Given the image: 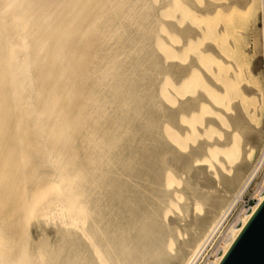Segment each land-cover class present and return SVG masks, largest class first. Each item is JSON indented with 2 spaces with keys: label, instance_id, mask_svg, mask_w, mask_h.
<instances>
[{
  "label": "bare ground",
  "instance_id": "obj_1",
  "mask_svg": "<svg viewBox=\"0 0 264 264\" xmlns=\"http://www.w3.org/2000/svg\"><path fill=\"white\" fill-rule=\"evenodd\" d=\"M154 1L0 0V264H197L252 191L264 0Z\"/></svg>",
  "mask_w": 264,
  "mask_h": 264
},
{
  "label": "rangeland",
  "instance_id": "obj_2",
  "mask_svg": "<svg viewBox=\"0 0 264 264\" xmlns=\"http://www.w3.org/2000/svg\"><path fill=\"white\" fill-rule=\"evenodd\" d=\"M146 2H144V7L142 6L141 7V9H140V13H141V11H142V13L143 12H145L146 11V9H147V5H148V7H151V6H153L154 5V7L155 6H158L160 3H159V1H154V0H145ZM149 1V2H148ZM152 1H153V3H152ZM209 1H212V2H216V0H209ZM151 2V3H150ZM195 2H196V4L197 3H199V4H204V0H195ZM258 2V1H257ZM150 3V4H149ZM153 4V5H152ZM144 9V10H143ZM261 9V10H260ZM261 11H262V8H261V6L259 5V3H257V6H256V13H257V19H258V21H257V25L255 26V24L253 25V24H251L252 26H250V34H249V37H248V41H247V44H246V46H244V50H245V52L248 54V56H250L251 58H254L253 60H257L258 59V61H259V55H260V51H261V47H260V45H259V43H258V45L255 47L254 46V39H255V35L257 36V38H258V40H259V37H261L260 35H261V29H260V14H261ZM148 29H150V28H148ZM162 32H160V35H162L161 34ZM252 34V35H251ZM151 35H153V33L151 34ZM144 37H145V34H144ZM249 54H251V55H249ZM253 56V57H252ZM259 67H260V64H259ZM148 73H150V70L149 71H147ZM153 73H154V75L155 76H157V78H158V80L160 79V77H162V73H160V75H159V73L157 72L156 73V71H152V73H150V74H152L153 75ZM259 75L257 76V79L259 80V87H260V94H261V91H262V81H261V76H260V73H258ZM171 77V76H170ZM172 79H173V77H171ZM241 80H245V78H243V77H241L240 78ZM259 92V91H258ZM260 94H258L259 95V98L258 99H256V102L258 103V111L256 110V112L254 113L255 115V118H256V123L258 124V126H260L261 124H262V122H263V120H264V107H263V105H262V103H261V101L260 102H258V100L260 99L261 100V97H260ZM256 103V104H257ZM253 105H255V104H253L252 102H249V103H246V110L247 109H250L251 107H253ZM257 113H258V115H257ZM260 114V115H259ZM221 127V128H220ZM219 130L221 129V131H223L225 128L223 127V126H220L219 125ZM256 156V157H255ZM259 156V154H258V151H255V153H254V155H253V159L255 160L254 162H256L258 159H257V157ZM259 158V157H258ZM260 163L261 164H259V167H258V169H257V171L255 172V174H254V177L251 179L252 181H250V183H251V185L249 184V189H251V187H252V191H254L253 190V188H255L256 190L258 189V191H260V190H264V188L262 187V186H264V183H263V181H264V157L261 159V161H260ZM255 175H256V178H255ZM184 176V175H183ZM259 176V177H258ZM261 178H263V179H261ZM263 180V181H262ZM260 182V183H259ZM258 183H259V185H258ZM255 185H256V187H255ZM260 185H262L261 187H262V189H261V187H260ZM260 189V190H259ZM250 192V194H246L245 193V195H243L240 199H239V201H238V203H237V206L234 208V210H232L231 212H230V214H229V216L225 219V221L223 222V224H222V226L220 227V229H219V231L213 236V240L211 241V243L208 245V247L206 248V251H207V253H204V256H202L201 258H199V263H197V264H202V263H204L205 261H206V259L210 256V252L209 251H211V249L213 250V252L215 251V248H216V245L215 244H218V242H217V240L218 239H220V235H221V233H220V230L222 231L223 230V228H224V226L228 223V222H230L231 221V219H232V216L236 213V212H239L240 210H249L250 208H251V206L255 203V201H256V196H255V194L253 193V192ZM253 193V194H252ZM237 210V211H236ZM234 213V214H233ZM171 216H174V213H172L171 214ZM230 218V219H229ZM228 219V220H227ZM227 222V223H226ZM225 224V225H224ZM222 228V229H221ZM220 233V234H219ZM217 235H219V236H217ZM216 239V240H215ZM219 241V240H218ZM212 242H213V244H212ZM215 243V244H214ZM212 245V246H211ZM214 245V246H213ZM214 247V248H213ZM205 251V252H206ZM220 252V250L218 251V253ZM211 253H212V251H211ZM207 255V257H206V255ZM209 254V255H208ZM206 257V258H205ZM201 259L203 260V261H201ZM202 262V263H201Z\"/></svg>",
  "mask_w": 264,
  "mask_h": 264
},
{
  "label": "water",
  "instance_id": "obj_3",
  "mask_svg": "<svg viewBox=\"0 0 264 264\" xmlns=\"http://www.w3.org/2000/svg\"><path fill=\"white\" fill-rule=\"evenodd\" d=\"M219 264H264V199Z\"/></svg>",
  "mask_w": 264,
  "mask_h": 264
},
{
  "label": "built area",
  "instance_id": "obj_4",
  "mask_svg": "<svg viewBox=\"0 0 264 264\" xmlns=\"http://www.w3.org/2000/svg\"><path fill=\"white\" fill-rule=\"evenodd\" d=\"M260 29H261V51H260V67H259V72L261 75V81H262V91L260 94L261 97V103L264 107V11H261L260 14Z\"/></svg>",
  "mask_w": 264,
  "mask_h": 264
}]
</instances>
